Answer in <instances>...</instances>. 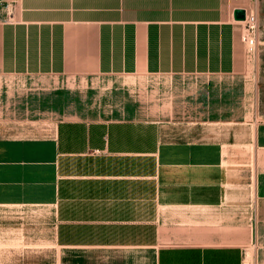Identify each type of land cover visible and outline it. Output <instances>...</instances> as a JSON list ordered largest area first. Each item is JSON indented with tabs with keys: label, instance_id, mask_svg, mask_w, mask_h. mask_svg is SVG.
I'll list each match as a JSON object with an SVG mask.
<instances>
[{
	"label": "crops",
	"instance_id": "crops-1",
	"mask_svg": "<svg viewBox=\"0 0 264 264\" xmlns=\"http://www.w3.org/2000/svg\"><path fill=\"white\" fill-rule=\"evenodd\" d=\"M238 7L0 0V264H264Z\"/></svg>",
	"mask_w": 264,
	"mask_h": 264
},
{
	"label": "rangeland",
	"instance_id": "rangeland-1",
	"mask_svg": "<svg viewBox=\"0 0 264 264\" xmlns=\"http://www.w3.org/2000/svg\"><path fill=\"white\" fill-rule=\"evenodd\" d=\"M255 9L253 10V12ZM264 11V9H263ZM260 36L256 39V52L249 53V70L246 71L247 87V126L249 176L254 175L256 151L254 144H261L259 132L264 128V12L258 15ZM255 50V49H254ZM244 74V73H243ZM154 81V78L152 79Z\"/></svg>",
	"mask_w": 264,
	"mask_h": 264
},
{
	"label": "built area",
	"instance_id": "built-area-1",
	"mask_svg": "<svg viewBox=\"0 0 264 264\" xmlns=\"http://www.w3.org/2000/svg\"><path fill=\"white\" fill-rule=\"evenodd\" d=\"M247 30L243 36V40L248 43L251 51H254L256 46V31L258 24V16L255 12L247 13ZM242 264H254L250 258H245Z\"/></svg>",
	"mask_w": 264,
	"mask_h": 264
},
{
	"label": "water",
	"instance_id": "water-1",
	"mask_svg": "<svg viewBox=\"0 0 264 264\" xmlns=\"http://www.w3.org/2000/svg\"><path fill=\"white\" fill-rule=\"evenodd\" d=\"M247 12L245 8L238 7L234 11V17L236 20H246Z\"/></svg>",
	"mask_w": 264,
	"mask_h": 264
}]
</instances>
